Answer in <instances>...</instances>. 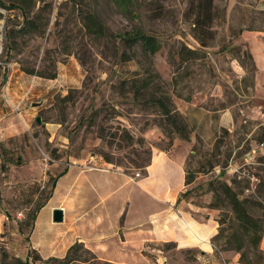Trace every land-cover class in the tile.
Instances as JSON below:
<instances>
[{
	"label": "rangeland",
	"instance_id": "obj_1",
	"mask_svg": "<svg viewBox=\"0 0 264 264\" xmlns=\"http://www.w3.org/2000/svg\"><path fill=\"white\" fill-rule=\"evenodd\" d=\"M189 2L135 0L134 11L126 17L110 0H81L80 4L32 0L28 5L33 23L21 34L16 32L21 13L0 8V258L2 250L23 260L33 255L28 247L33 215L48 197L53 178L66 166H113L139 178L144 171L136 162L147 158L149 149L168 147V136L171 143L178 139L161 110L147 102L150 94L158 97L166 92L179 112L192 103L207 110L234 105L240 119L243 106L234 91H247L252 81L250 75L241 81L234 73L241 65L251 70L237 39L241 35L248 43L260 67L258 37L263 32L242 29H264V14L253 12L258 0H213V34L202 35L207 47L194 38ZM86 11L99 17L103 36L84 29L81 15ZM133 28L155 36L160 50L145 57L139 48L123 46L115 36ZM6 31H13L10 39ZM135 72L154 75L148 94L137 99L120 87ZM15 82L17 91L12 90ZM18 104L19 110L14 111ZM254 126L236 119L231 132L222 129L212 146L200 139L191 143L186 169L195 178L180 194L178 207L197 219L214 220L216 233L222 220L221 227L228 226L224 215H230L221 200L219 206L211 205L216 203L213 192L218 181L247 197L250 211L264 223V154L251 152L250 145L264 136V129L250 134ZM223 242L221 238L212 243L210 238L211 255L196 247H178L173 241L156 242L161 244L155 253L158 260L148 258V247L147 254L142 253L150 264H242L240 253L223 250ZM260 244L258 257L246 264H264ZM76 257L69 262L31 259L30 264H103L102 260L81 261L90 258L83 249Z\"/></svg>",
	"mask_w": 264,
	"mask_h": 264
},
{
	"label": "crops",
	"instance_id": "obj_2",
	"mask_svg": "<svg viewBox=\"0 0 264 264\" xmlns=\"http://www.w3.org/2000/svg\"><path fill=\"white\" fill-rule=\"evenodd\" d=\"M253 12L257 16L264 14V0H258ZM242 29L262 31L263 35L258 37L260 67L248 43L241 35L237 39L254 64L252 84L247 91L241 90L240 94L234 91L243 106L240 119L233 111L234 105L224 110H207L194 103L186 105L180 113L188 117L190 140L177 139L168 150H153L150 164L139 178L118 167L69 164L56 177L49 196L36 212L28 247L44 259L61 258L72 244L80 242L99 260L112 264L144 261L150 264L142 250L146 243L153 242L173 241L178 247H196L211 255L209 240L217 230L215 221L197 219L183 211L178 207L179 196L193 184V181L185 183L186 159L196 139L212 146L222 129L231 132L236 119L255 125L250 134L257 128L264 129V29L254 26ZM234 73L241 81L246 76L241 66ZM13 85L12 90L17 91V82ZM8 102L13 103L11 99ZM250 145L251 152L264 154V140L253 139ZM56 208L63 211L61 222L52 220ZM150 250L154 254L160 252L153 247Z\"/></svg>",
	"mask_w": 264,
	"mask_h": 264
},
{
	"label": "trees",
	"instance_id": "obj_3",
	"mask_svg": "<svg viewBox=\"0 0 264 264\" xmlns=\"http://www.w3.org/2000/svg\"><path fill=\"white\" fill-rule=\"evenodd\" d=\"M43 1V0H42ZM71 2L80 4L81 0H70ZM111 3L123 14L124 16H128L131 12L134 11V2L135 0H110ZM10 2V3H9ZM32 3V0H0V8L9 11V10H17L21 13L22 22L21 27L16 30L18 34L25 33L29 26L31 27V17H30V8L28 4ZM213 0H190L188 4V12L189 18L192 19L193 25V35L194 38L199 42L202 47H207L206 41L202 39V35L205 33L207 35H211V24L213 17ZM81 20L83 23L84 29L94 35V36H103L105 33L104 26L102 25L99 17L91 12L86 11L81 15ZM3 18L2 13L0 12V20ZM33 26V25H32ZM13 31H6L5 37L10 39ZM116 38L119 39L120 43L127 47L128 49H132L134 47L139 48L141 54L145 57L153 56L160 50V43L155 36L149 35L144 31L133 28L130 31L118 33ZM181 49L180 53L187 57V54L184 53ZM187 52L190 50L187 49ZM246 57L250 60L251 70H247L245 66L241 65L245 69L246 76L250 75L251 79L254 73V64L252 62L251 56L246 51ZM55 77H48V79H54ZM153 74L143 75L135 72V74L129 78L122 80L120 83V87L127 88L129 92L132 94L134 98H141L144 94H148V91L151 88L153 83ZM147 102L149 104L158 107L161 110L162 116L165 117L166 124L174 130L176 139L178 140H190L191 127L189 125L188 117L186 115L181 114L177 109H175L170 101V97L166 92H160V96L156 97L155 94H150L149 98H147ZM190 134V135H189ZM169 145L165 149L168 150L172 147L173 143H171V139L168 136ZM257 140H264V136ZM152 152L149 149V156L145 159L139 160L136 162L137 166L140 167L144 172L147 166L150 164ZM63 171V170H62ZM58 173L52 180L51 189L54 186L55 179L61 173ZM195 178V175L189 168L186 169L185 183L188 184L192 182ZM218 189H214V200L216 199V203H210L211 205L219 206L218 201L221 200V203H225L229 206V214H225L224 218L228 216V226L226 228L221 227V222H225L222 220L219 222L220 226L218 228V232L211 237V242L214 243L216 240L223 238L224 244L226 245L223 250H231L234 252L240 253L239 261L242 264H246L251 262L254 258L258 257L257 251L259 247V243L262 238H264V223L260 218L254 216L249 208V199L247 197L240 196L239 192L227 182L218 181ZM234 183V181H233ZM232 183V184H233ZM213 191V190H212ZM51 192V191H50ZM50 194V193H49ZM49 196V195H48ZM179 200V199H178ZM44 202V201H43ZM43 202L37 206L36 212L43 205ZM210 205V207H211ZM34 214V218H35ZM33 218V221H34ZM33 226V223H32ZM226 232V233H225ZM262 239V240H261ZM169 242H162V244H167ZM161 244L158 243H146L145 247L149 248L148 250V258L155 259V254L150 250L152 247L155 249H161ZM146 248L142 250L144 254L146 253ZM261 248V244H260ZM83 249L85 252L90 254V258H83L81 261H101L96 255L86 248L82 243L76 242L72 244L66 254L61 257H48L47 261H73L77 260L76 257L77 252ZM216 249V248H215ZM262 249V248H261ZM263 250V249H262ZM33 255L29 256L26 259H21L16 256H11L8 254L6 250L1 251L0 264H30L31 259L34 261L44 259L42 258L34 249ZM81 257V256H79ZM48 263V262H47ZM103 264H112L110 262L103 261Z\"/></svg>",
	"mask_w": 264,
	"mask_h": 264
},
{
	"label": "water",
	"instance_id": "obj_4",
	"mask_svg": "<svg viewBox=\"0 0 264 264\" xmlns=\"http://www.w3.org/2000/svg\"><path fill=\"white\" fill-rule=\"evenodd\" d=\"M36 122L39 123V118L36 119ZM52 220L53 222H61L63 220V211L60 208L53 209L52 211Z\"/></svg>",
	"mask_w": 264,
	"mask_h": 264
},
{
	"label": "built area",
	"instance_id": "obj_5",
	"mask_svg": "<svg viewBox=\"0 0 264 264\" xmlns=\"http://www.w3.org/2000/svg\"><path fill=\"white\" fill-rule=\"evenodd\" d=\"M19 107H20V104L14 105L13 106L14 111H18L19 110ZM1 132H2V128L0 127V134H1ZM248 159L251 160L252 159V155H249L248 156ZM261 248L264 250V238H263L262 243H261Z\"/></svg>",
	"mask_w": 264,
	"mask_h": 264
}]
</instances>
